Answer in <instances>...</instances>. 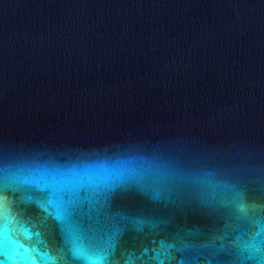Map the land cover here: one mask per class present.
I'll return each mask as SVG.
<instances>
[{
	"label": "water",
	"instance_id": "water-1",
	"mask_svg": "<svg viewBox=\"0 0 264 264\" xmlns=\"http://www.w3.org/2000/svg\"><path fill=\"white\" fill-rule=\"evenodd\" d=\"M0 264H264V0H0Z\"/></svg>",
	"mask_w": 264,
	"mask_h": 264
}]
</instances>
